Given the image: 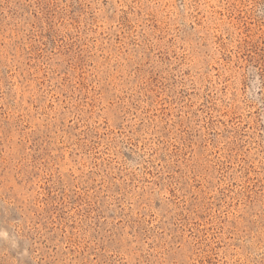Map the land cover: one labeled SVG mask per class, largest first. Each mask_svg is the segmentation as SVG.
I'll return each mask as SVG.
<instances>
[{
	"label": "rangeland",
	"instance_id": "obj_1",
	"mask_svg": "<svg viewBox=\"0 0 264 264\" xmlns=\"http://www.w3.org/2000/svg\"><path fill=\"white\" fill-rule=\"evenodd\" d=\"M0 264H264V0H0Z\"/></svg>",
	"mask_w": 264,
	"mask_h": 264
}]
</instances>
